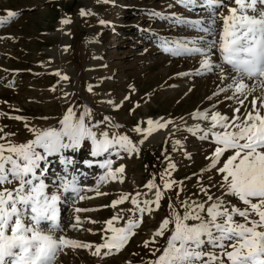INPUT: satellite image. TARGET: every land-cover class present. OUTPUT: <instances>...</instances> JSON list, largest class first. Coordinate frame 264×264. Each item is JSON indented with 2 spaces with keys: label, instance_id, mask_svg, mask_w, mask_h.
<instances>
[{
  "label": "rangeland",
  "instance_id": "1",
  "mask_svg": "<svg viewBox=\"0 0 264 264\" xmlns=\"http://www.w3.org/2000/svg\"><path fill=\"white\" fill-rule=\"evenodd\" d=\"M230 6L239 8L234 0ZM257 8H264V4H258ZM9 10L18 15L9 20ZM82 10L88 14L82 16ZM218 12L228 14L227 8L209 6L207 0H195L188 6L178 0H0V21H5L0 25V129H3L0 136L14 134L7 140L0 139V144L11 141L19 145L31 141L35 139L32 129L59 130L69 107L77 117L85 108L90 109L86 122H101L93 131H106L110 136L127 135L134 143L143 139L133 131L137 124L146 129L148 119L173 121L166 129L155 130L144 140L138 154L121 152L117 156L110 150L93 157L91 141L84 140L79 148L66 150L62 156H48L41 162L37 175L48 185L45 191L49 195L57 191L58 177L64 175L62 157L76 162L74 171L73 166H69V173L76 177L85 198L78 200L75 194L58 193L62 195L58 209L64 231H56L55 236L64 235L82 243H103L102 238L111 235L104 231L106 221L117 214L123 219L114 221V227L126 226L128 218H135L133 213L139 216L131 199L137 198L141 207L144 200H154L155 190L146 187L150 181L164 191L159 209L153 206V212L143 216V223L134 230L135 235L122 251L102 259L92 254L94 248L65 247L55 264H149L161 254L172 234L174 225L170 224L163 236L154 237L161 222L171 214L169 205L183 215L185 208L181 201L205 203L202 215L207 218L206 208L210 202L201 185L207 188L221 179L215 169L208 170L216 144L211 138L200 139L199 134L193 135L189 129L197 124L209 127L208 122L192 116L197 110L210 109L214 104L217 105L215 110L229 117L233 115V108L239 105L234 100L224 99L232 92L213 94L218 86L231 83L235 73L226 67L230 74L223 84L218 72L197 75L202 57L172 55L161 42L203 36L192 23L178 22L177 18L204 21L206 25ZM216 18L219 36L222 20ZM65 19L70 22L62 23ZM63 75L69 79L62 80ZM90 86L92 91H89ZM259 95L257 90L248 96L246 107L250 109V101ZM108 101L115 102V106ZM157 132L162 136L155 141ZM177 140L182 147L175 144ZM185 153L191 159L186 158ZM229 155L231 152H226L221 157L218 167ZM106 159L114 161L113 168L125 167L122 183L119 180L100 182L105 169L99 164ZM172 164L176 167L169 171ZM168 179L183 182V185L178 183L164 190L163 184ZM7 187L14 189L18 183ZM97 188L105 195H98ZM209 190L214 196L220 195L216 187ZM122 195L129 199L116 208L110 207L112 201ZM224 198L243 207L235 197ZM77 207L90 211L76 213ZM76 216L83 223L74 230L70 225ZM236 219L242 222L241 218ZM49 226L50 222L43 224L45 229ZM153 239L154 243L144 247L145 241ZM157 249L153 256V250ZM204 250L213 249L206 243Z\"/></svg>",
  "mask_w": 264,
  "mask_h": 264
},
{
  "label": "snow or ice",
  "instance_id": "2",
  "mask_svg": "<svg viewBox=\"0 0 264 264\" xmlns=\"http://www.w3.org/2000/svg\"><path fill=\"white\" fill-rule=\"evenodd\" d=\"M178 2L188 6L194 4L195 0ZM232 2L233 0H229L228 3H225V0H207L209 6L227 8L228 14L218 12L206 25L204 21L192 22L177 18L178 22L192 23L197 31L204 33L203 36L194 40L161 42L172 55L183 53L202 57L196 70L197 75L218 72L223 84L230 74L226 72V67L234 72L231 83L218 86L213 95L220 96L231 91L232 95L225 96L224 99L236 101L239 107L233 108L231 117L215 110L217 108L215 104L210 109L197 110L193 114V119L209 124V127L197 124L189 131L193 135L199 134L202 140L211 138L216 144L208 170L215 169L221 179L207 188L201 185L207 202H210L206 208L207 218L202 215L205 212V203L181 201L185 208L183 215L169 205L171 214L161 222L154 237L163 236L170 224L174 225L172 234L161 254L149 264H264V8H257L258 4H264V0H234L239 8L231 7ZM87 14L82 10V16ZM17 15L11 10L7 12L9 20ZM216 17L222 20L219 36ZM69 22L67 19L62 21L64 24ZM3 23L5 21H0V25ZM61 79L68 80L69 77L63 75ZM247 81L255 83L250 85ZM257 90L260 91V95L253 97L249 109L245 101ZM89 91H92L91 86ZM108 103L115 106L113 101ZM90 115L91 110L85 108L83 114L77 117L73 108L69 107L67 114L60 121L59 130L32 129L35 139L31 141L19 145L11 141L0 144V264H55V260L65 247L94 248L92 252L94 256L106 258L126 247L135 235L134 230L143 223V216L153 212V206L155 210L159 209L164 191L150 181L146 187L150 191L155 190V199L144 200L141 207V202L133 197L131 203L139 216L133 213L135 218H128L126 226L123 227L113 226L114 221L123 219L119 214L106 221L107 227L104 231L110 232L111 235L104 236L103 243L91 245L64 235L55 236L56 231H64L58 209L62 195L58 193L75 194L78 200L85 197L81 195L82 190L77 186L76 177L69 173V166H73L74 171L76 162L67 157L61 159L64 175L58 177L55 185L57 191L51 195L46 193L48 185L37 175V169L40 168L42 161L54 154L62 156L66 150H75L84 140L91 141L93 157L102 156L110 150L117 156L121 152L129 155L138 154L139 145L143 144L155 130L166 129L173 123L171 120L148 119L146 129L137 124L133 131L142 135L143 139L134 143L127 135L110 136L106 131L99 133L93 131L101 122L87 123L86 118ZM104 120L107 121L108 118L105 117ZM113 127L118 128L119 125ZM0 132H3V129H0ZM10 135L14 134L5 133L0 139L7 140ZM175 144L182 147L179 140L175 141ZM38 149H42L43 152ZM226 152H231V155L218 167L221 157ZM185 156L191 159L189 154L185 153ZM88 163L91 166V162ZM113 163L112 159H106L99 164L100 168L105 169V175L100 177L101 183L108 180L123 182L125 167L120 165L113 168ZM175 167L174 164L170 165L169 171ZM14 182L18 183V187L14 189L7 187ZM178 183L183 185V182L168 179L164 182L163 189H171ZM211 187H216L220 195L214 196L209 190ZM96 192L98 195H105L99 192V188ZM139 195L140 193H137V196ZM224 197L237 198L243 207L233 204L231 199ZM128 199L127 195H122L112 201L110 207L116 208ZM86 211L90 209L75 208L76 213ZM237 217L241 218L242 222L238 221ZM190 220L197 223H187ZM45 222H50L47 229L43 227ZM82 223L80 217L76 216L70 227L75 230ZM154 242V239L145 241L144 247H149V244ZM206 243L211 246L212 251L204 250ZM156 251L159 250H153V256L156 255Z\"/></svg>",
  "mask_w": 264,
  "mask_h": 264
},
{
  "label": "bare ground",
  "instance_id": "3",
  "mask_svg": "<svg viewBox=\"0 0 264 264\" xmlns=\"http://www.w3.org/2000/svg\"><path fill=\"white\" fill-rule=\"evenodd\" d=\"M162 136V134L161 133H156V135H154V137H155V141L158 139V138H160ZM154 141V140H153Z\"/></svg>",
  "mask_w": 264,
  "mask_h": 264
}]
</instances>
